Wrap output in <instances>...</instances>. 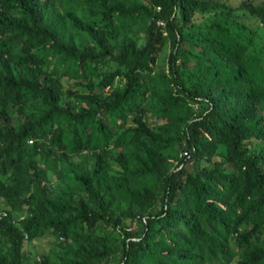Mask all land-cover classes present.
<instances>
[{"label":"trees","instance_id":"obj_1","mask_svg":"<svg viewBox=\"0 0 264 264\" xmlns=\"http://www.w3.org/2000/svg\"><path fill=\"white\" fill-rule=\"evenodd\" d=\"M0 264H264V0H0Z\"/></svg>","mask_w":264,"mask_h":264},{"label":"rangeland","instance_id":"obj_2","mask_svg":"<svg viewBox=\"0 0 264 264\" xmlns=\"http://www.w3.org/2000/svg\"><path fill=\"white\" fill-rule=\"evenodd\" d=\"M227 1H229L234 6H237V5H239L240 3H242L243 1H246V0H227ZM165 56H166V52L162 51L160 53V56H159V63L160 64H164ZM51 242H52L51 238H49V237L43 238L42 240L35 242L33 247H31L30 250H32V251H34L36 253L37 252H39V253H47L51 249Z\"/></svg>","mask_w":264,"mask_h":264},{"label":"built area","instance_id":"obj_3","mask_svg":"<svg viewBox=\"0 0 264 264\" xmlns=\"http://www.w3.org/2000/svg\"><path fill=\"white\" fill-rule=\"evenodd\" d=\"M159 25H160V26H165V23L162 22V21H159ZM30 143H32V142L30 141Z\"/></svg>","mask_w":264,"mask_h":264}]
</instances>
